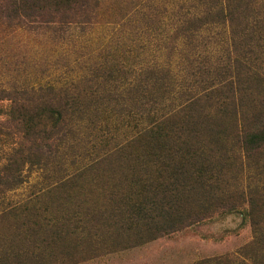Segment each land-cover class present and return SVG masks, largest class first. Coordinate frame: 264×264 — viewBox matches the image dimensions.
<instances>
[{
	"label": "trees",
	"instance_id": "trees-1",
	"mask_svg": "<svg viewBox=\"0 0 264 264\" xmlns=\"http://www.w3.org/2000/svg\"><path fill=\"white\" fill-rule=\"evenodd\" d=\"M194 2L163 35L166 64L0 88V264H76L79 251L92 259L241 210L253 242L197 264H264V186L224 182L246 159L264 162V0ZM100 7L0 0V25L85 27ZM217 28L227 34L213 58L200 45Z\"/></svg>",
	"mask_w": 264,
	"mask_h": 264
},
{
	"label": "rangeland",
	"instance_id": "rangeland-1",
	"mask_svg": "<svg viewBox=\"0 0 264 264\" xmlns=\"http://www.w3.org/2000/svg\"><path fill=\"white\" fill-rule=\"evenodd\" d=\"M194 0H101L100 18L81 27L70 25L13 31L0 25V88L13 85L64 86L83 79L100 66L130 71L144 63L166 64L169 52L163 40L172 30L176 14L192 10ZM227 32L209 31L200 49L217 58ZM3 147L0 145V156ZM260 167H257L259 166ZM246 161L226 174L225 183L251 190L264 186V162ZM39 179L34 174L30 183L11 198L27 196ZM246 210L224 212L203 220L170 236L139 247L115 253H103L92 259L78 252L76 264H197L201 261L238 256L254 240Z\"/></svg>",
	"mask_w": 264,
	"mask_h": 264
}]
</instances>
